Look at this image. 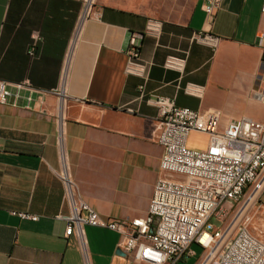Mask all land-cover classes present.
I'll use <instances>...</instances> for the list:
<instances>
[{
    "label": "crops",
    "instance_id": "obj_1",
    "mask_svg": "<svg viewBox=\"0 0 264 264\" xmlns=\"http://www.w3.org/2000/svg\"><path fill=\"white\" fill-rule=\"evenodd\" d=\"M85 3L0 0V79L32 86L18 96L13 87L0 103V264H85L76 232L66 235L60 139L79 201L105 217L147 214L163 155L159 108L137 99L143 79L126 67L129 35L144 32L148 18L163 29L142 36L147 92L218 111L221 128L243 116L264 121L263 0H222L211 23L202 0H94L83 18ZM200 31L220 36L218 46L196 39ZM170 54L188 55L183 74L164 67ZM189 82L196 94L185 90ZM192 134L205 140L196 148L206 147V134ZM84 231L90 264H147L124 251L118 232Z\"/></svg>",
    "mask_w": 264,
    "mask_h": 264
},
{
    "label": "built area",
    "instance_id": "obj_2",
    "mask_svg": "<svg viewBox=\"0 0 264 264\" xmlns=\"http://www.w3.org/2000/svg\"><path fill=\"white\" fill-rule=\"evenodd\" d=\"M221 1L202 0L210 23ZM93 7L94 1L88 3L86 0L83 18ZM261 9L264 12V0ZM162 29L163 20L148 18L144 32L129 35L127 49V73L143 79L137 99L159 108L158 143L163 147V155L148 212L134 218L105 217L87 202L79 201L60 139L62 166L59 174L70 206L66 235L76 232L85 264H90L85 225L118 232L123 237L120 246L124 251L147 264H174L184 256L195 254L191 249L193 243L205 251L199 264H264V240L253 235L248 224L239 225L232 237L235 221L224 226L248 189H260L264 185V121L243 116L221 128L218 111L180 106L174 97L147 92L151 62L141 57L142 36L159 37ZM194 37L213 48L221 39L210 31L196 32ZM187 60V54H170L164 67L183 74ZM13 87L16 96L19 91L32 88L28 80L9 83L0 79V103L10 101ZM198 87L189 82L185 90L196 94ZM257 96L264 105V85ZM192 133L206 134L209 138L206 147H191L188 139ZM13 213L23 219H38L28 211Z\"/></svg>",
    "mask_w": 264,
    "mask_h": 264
},
{
    "label": "rangeland",
    "instance_id": "obj_3",
    "mask_svg": "<svg viewBox=\"0 0 264 264\" xmlns=\"http://www.w3.org/2000/svg\"><path fill=\"white\" fill-rule=\"evenodd\" d=\"M259 111L258 115L264 114L262 109ZM203 143L205 140L202 137L193 134L189 136L188 144L190 146L201 147ZM240 211L242 213H239ZM232 222H234V227L230 237L234 236L238 226L245 222L253 235L264 240V185L260 189H248L244 199L234 207L224 226H228ZM191 247L196 251L197 257L205 253L197 243H193Z\"/></svg>",
    "mask_w": 264,
    "mask_h": 264
},
{
    "label": "bare ground",
    "instance_id": "obj_4",
    "mask_svg": "<svg viewBox=\"0 0 264 264\" xmlns=\"http://www.w3.org/2000/svg\"><path fill=\"white\" fill-rule=\"evenodd\" d=\"M93 2V0H88V3H92Z\"/></svg>",
    "mask_w": 264,
    "mask_h": 264
},
{
    "label": "clouds",
    "instance_id": "obj_5",
    "mask_svg": "<svg viewBox=\"0 0 264 264\" xmlns=\"http://www.w3.org/2000/svg\"><path fill=\"white\" fill-rule=\"evenodd\" d=\"M156 258H157V259H159V257H158V256H157Z\"/></svg>",
    "mask_w": 264,
    "mask_h": 264
},
{
    "label": "snow or ice",
    "instance_id": "obj_6",
    "mask_svg": "<svg viewBox=\"0 0 264 264\" xmlns=\"http://www.w3.org/2000/svg\"><path fill=\"white\" fill-rule=\"evenodd\" d=\"M137 223H140L139 221H137Z\"/></svg>",
    "mask_w": 264,
    "mask_h": 264
},
{
    "label": "water",
    "instance_id": "obj_7",
    "mask_svg": "<svg viewBox=\"0 0 264 264\" xmlns=\"http://www.w3.org/2000/svg\"><path fill=\"white\" fill-rule=\"evenodd\" d=\"M119 251L121 252L122 250L120 249Z\"/></svg>",
    "mask_w": 264,
    "mask_h": 264
}]
</instances>
